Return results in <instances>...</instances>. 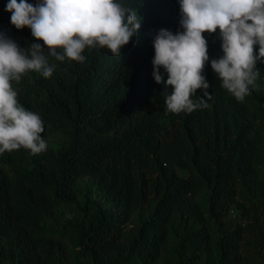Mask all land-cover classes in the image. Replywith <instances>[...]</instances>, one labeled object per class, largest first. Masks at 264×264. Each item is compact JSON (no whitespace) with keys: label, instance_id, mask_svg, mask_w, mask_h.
<instances>
[{"label":"trees","instance_id":"trees-1","mask_svg":"<svg viewBox=\"0 0 264 264\" xmlns=\"http://www.w3.org/2000/svg\"><path fill=\"white\" fill-rule=\"evenodd\" d=\"M8 2L0 33L43 47L11 24ZM118 2L142 18L121 56L96 47L82 63L49 57L51 77L30 71L13 85L41 117L48 147L0 154V264H59L70 254L78 264H264V62L237 101L211 68L223 55L219 30L204 33L210 98L197 90L192 100L208 107L171 113V88L153 77V40L183 30L179 0ZM88 190L110 208L73 210ZM235 205L242 220L222 221Z\"/></svg>","mask_w":264,"mask_h":264},{"label":"clouds","instance_id":"clouds-1","mask_svg":"<svg viewBox=\"0 0 264 264\" xmlns=\"http://www.w3.org/2000/svg\"><path fill=\"white\" fill-rule=\"evenodd\" d=\"M179 5L183 30L173 34L161 29L153 40V77L165 89L171 88L167 110L179 114L208 107L203 100L194 103L192 96L204 90L210 98L203 74L209 61L204 33L211 35L217 29L223 55L211 61V68L221 86L243 102L259 76L257 62H264V0H179ZM5 10L17 30L29 28L43 47L33 43L21 48L0 33V154L23 148L36 155L48 147L41 135L44 123L19 103L13 82L30 71L51 77L55 65H50L49 57L82 63L86 48L106 47L121 56L142 18L118 0H37L35 5L9 0Z\"/></svg>","mask_w":264,"mask_h":264},{"label":"rangeland","instance_id":"rangeland-1","mask_svg":"<svg viewBox=\"0 0 264 264\" xmlns=\"http://www.w3.org/2000/svg\"><path fill=\"white\" fill-rule=\"evenodd\" d=\"M16 82H13V85H15ZM88 179L84 180V184L88 183ZM86 201H92L95 202L96 204H98L99 206H101L102 208L106 209V208H110V206L108 204L105 203V199L100 196L98 193H96L95 191L92 190H88L87 193H85L83 196H81L78 201L74 204L73 206V210H79V208L81 206H83L85 204ZM149 211L146 210V208H143V210L139 211L134 217H133V221L136 222L139 218L146 216L148 214ZM241 207L235 205L234 209L229 213V215L223 219L222 221L224 222H231V223H236L242 220L241 217ZM218 232H220V230L218 229L217 231L214 230V234L213 237L216 239V236L218 234ZM59 264H78L76 262V260L74 259L73 254H70V257L67 260H64L62 262H60Z\"/></svg>","mask_w":264,"mask_h":264}]
</instances>
